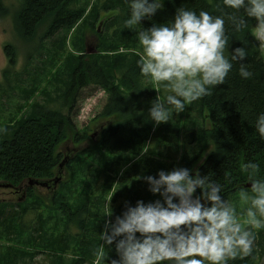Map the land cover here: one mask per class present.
<instances>
[{"label": "trees", "instance_id": "obj_1", "mask_svg": "<svg viewBox=\"0 0 264 264\" xmlns=\"http://www.w3.org/2000/svg\"><path fill=\"white\" fill-rule=\"evenodd\" d=\"M18 1L19 6L14 16L15 27L24 42L33 44L32 52H55V56L65 52L68 33L74 29L73 47L81 53L66 58L62 68H58L55 74L58 107L33 104L26 115L0 127V182L9 183L21 190L16 202L0 201V238L14 241L25 233L26 242L47 247L51 236L45 226L52 219L60 224L62 218V231L54 238L60 252H51L49 263L89 262L97 255V235L104 222L98 210L103 204L104 193L84 196L76 204L68 205L66 197L58 192L51 201L57 213L52 217L43 213L42 209L46 206L43 207V200L39 196L34 197L32 193L35 186H30L28 180H49L56 175L58 165L64 158L66 160L63 167L66 168L72 167V163L76 161V158L70 161L68 155L61 157L58 145L69 135L75 143L88 138L86 132H78L74 123V116L78 111L75 107L87 88L101 89L107 94L106 101L96 116L100 121L93 124V129L98 131L97 138L93 139L89 135V139L94 141V147L91 148V158L94 160L108 157L105 153H138L136 139L130 132L153 125L154 122L148 117V109L151 101L156 98L155 91L151 84L142 83L143 78L136 64L139 58L137 53L111 57L107 53L88 54L84 50L85 35L82 26L77 23L86 15V22L93 28L100 11L117 10L116 14L104 15L99 20V27L103 25V30L96 28L98 50L115 51L120 47L133 46L140 51L134 31L123 26L129 11L125 0H104L98 4H90L88 0ZM180 7L196 12L204 10L213 15L220 14L218 9L214 10L205 0H164L163 8L157 10L151 20H142V26L147 28L152 23L170 21L175 10ZM224 12L231 13L232 10L225 8ZM7 13L4 0H0V17ZM237 15L244 19L246 26L237 32L225 21L229 43L225 47L224 55L230 58L233 48L244 47L247 53L245 60L231 61L232 68L224 83L211 89V95L189 104L185 112L187 119L195 122L194 127L198 125L197 130L200 132L201 143L198 144L195 154L192 156L183 151L178 158L176 143L179 122L175 120L174 124L172 114L169 123L165 125L171 134L160 137L154 151H150L149 155H144L137 163L124 170L112 200L124 197V202L134 205L137 200H141V189H147L144 176L155 177L158 170L167 172L178 167L189 169L190 175L198 171L200 176H206L208 180L219 184L220 195L224 200L237 192L249 190V187L244 186L250 183L244 165L257 164L258 171L254 178L264 179V139L255 130L257 115L264 113V60L258 41L251 35L256 21L246 17L243 9ZM5 52L12 64L16 49L7 45ZM241 63L252 73L250 78L242 79L239 76ZM113 70L117 72V76L113 74ZM4 76L6 80L9 79L8 68L4 71ZM115 79L124 85L125 90L120 88ZM139 109L141 110L138 111ZM180 113L182 117L183 111ZM205 121L207 127L201 128L200 125ZM207 143H210L211 150L201 163L193 167L196 157L202 153ZM164 148L167 151L165 156L170 161L163 158ZM134 178L140 184L133 190L131 182ZM198 193L199 189L194 195ZM23 195L25 199L19 200ZM124 206L125 203L117 208L119 215ZM97 220L100 221L98 225ZM71 243L79 248L80 256L67 261L60 254L68 249L70 251ZM256 248H253L250 255L237 257L228 264H251L255 251H258ZM32 258L30 253L7 246L1 257V264H19ZM113 259H118L114 245H105L97 264H110Z\"/></svg>", "mask_w": 264, "mask_h": 264}, {"label": "clouds", "instance_id": "obj_2", "mask_svg": "<svg viewBox=\"0 0 264 264\" xmlns=\"http://www.w3.org/2000/svg\"><path fill=\"white\" fill-rule=\"evenodd\" d=\"M125 2L129 11L123 26L135 33L142 83L162 87L165 93L163 100L157 96L151 101L148 109L155 124L169 121L173 113L211 95V89L224 83L231 61L245 60L244 47L233 48L230 58L224 55L229 43L226 20L240 31L246 26L237 15L243 9L246 17L256 21L254 35L264 41V0H205L220 14L180 7L170 21L147 28L141 21L151 20L164 0ZM225 8L232 12H224ZM238 74L242 79L252 75L243 63ZM255 130L264 139V113L257 115ZM244 169L250 186L248 192L239 193V201L247 205L243 221L233 204L222 199L220 185L198 171L190 175L189 169L178 167L158 170L155 177L144 176L148 191L160 199L137 200L134 205L125 202L120 215L111 222L105 220L99 238L109 247L114 245L118 257L110 264H228L250 255L253 230L264 228V179L254 178L257 164L248 163ZM113 193L105 202L103 217L112 215Z\"/></svg>", "mask_w": 264, "mask_h": 264}, {"label": "rangeland", "instance_id": "obj_3", "mask_svg": "<svg viewBox=\"0 0 264 264\" xmlns=\"http://www.w3.org/2000/svg\"><path fill=\"white\" fill-rule=\"evenodd\" d=\"M102 1L104 0H88L90 4H98ZM4 3L8 8V13L5 16L0 17V127L26 115L33 104L37 103L48 107H58L56 104V89L58 85L55 82V74L58 68H62L66 58H70L72 55L75 56L81 53L75 51L73 47L74 29L68 33V37L65 41V52H60L56 56L55 52H32L33 44L24 42L19 37L15 27L14 16L19 6V1L4 0ZM117 12V10H109L106 12L100 11L98 20L93 28L86 22V15L77 23L80 27L82 26L83 33L85 35L84 50L86 53H107L112 57L118 54L139 52V50L133 46H131V48L120 47L115 51L98 50L99 39L96 35V28L99 31L103 30V25L99 27V20L104 15H113ZM255 31L256 25L251 29V35L258 41L261 50V57L264 60V41L256 38L254 35ZM7 45H12L17 51L14 52L15 58L12 64L9 63L5 52V46ZM7 68L9 74L8 80H6L4 76V71L7 70ZM113 74L117 76V72L114 70ZM115 82L120 84V88L122 90H125L124 85H122L119 80L115 79ZM151 86L155 91L156 97L158 96L161 100H163L165 95L163 88L160 87L157 89V87L152 84ZM106 98L107 94L103 90H93L91 88H87L84 91L82 98L77 103L75 108L78 111L74 116V123L78 132H86L88 138L75 143L73 142L71 135H69L65 141L58 145L61 157L68 155L70 161H72L73 158H76V161L72 163V167L70 168H61L62 179L57 183L55 189L48 190L40 186H37L36 189L33 188L34 191L32 194L34 197L39 196L43 200V207L46 206L45 209H42L45 215H51L54 217L57 214L51 204V201L54 200L58 192H62L63 196L66 197L65 200L68 201V205L76 204V202L84 196H92L103 192V204L98 210V214L103 217L105 202L115 190V192H117L121 175L124 170L129 168L132 164L137 163L144 155H149L150 151H154L160 137L171 134V131L165 128V125L168 124L169 121L160 124L153 123L150 128L142 127L135 132H130L137 142V154L105 153L108 157H101L98 160H94L91 158L93 155L91 148L94 147V141L89 139V135L93 139L97 138L98 131L96 128L93 129V124L94 122L96 123L100 121V119L98 120L96 116L101 111ZM187 107L188 105H186L182 117H180L181 113H173L172 116L174 124H176V121L179 122L177 125L178 131L176 143L178 158L183 151H187L193 156L197 150L198 144L201 143V140L199 139L200 132L197 130L198 125L194 127L195 122L188 120L186 117L185 112ZM140 110L141 109L138 111ZM200 127L206 128V121L202 122ZM165 150L166 148L162 149V153L164 155L163 158H167L165 156L167 155V151ZM210 150L211 145L210 143H207L203 148L202 153L196 157L193 167H196L199 163H201L205 155ZM167 159L170 161L169 158ZM176 163L177 161L175 164ZM131 184H133L134 190L138 188L140 181L137 178H134ZM10 189L12 188L0 187V201L10 200L11 202H16L17 196L20 195V192L17 193L16 196L12 191H10ZM147 190L148 186L146 190L141 189L142 201L147 203L160 199L159 194H152ZM239 193L240 192H237L225 200L233 204L237 213V218L240 221H243V219L246 218L243 215V212L247 205L239 201ZM21 199L24 200L25 196ZM30 200L31 199H29V201ZM124 201V197H118L110 201L112 215L109 217H103L104 222L105 220L111 222L115 216L119 215V212L117 211L119 209L118 207L124 204ZM58 220L59 218L57 221ZM99 220H97V225L100 222ZM104 222L101 225V230ZM45 229L51 236L47 247L26 242L27 234L25 233H22L21 236L14 241L0 238V264L4 249L7 246L30 253L33 256L32 260L25 259L23 263L20 262L19 264H51L49 263V256L51 255V252H60V249H57L54 243V238L62 231V218L60 219V224L58 222L56 223V219H52V221L45 226ZM253 234L255 236L253 240V248L257 247L256 249L258 251H255L256 254L251 264H264V228L253 230ZM97 237L99 243L95 259L81 264L99 263L98 261L104 251L105 244L99 238V233ZM67 251L60 254L63 255L64 259L67 261L80 256L79 248L76 247L74 243L70 244V251ZM36 252L39 253L36 254Z\"/></svg>", "mask_w": 264, "mask_h": 264}, {"label": "water", "instance_id": "obj_4", "mask_svg": "<svg viewBox=\"0 0 264 264\" xmlns=\"http://www.w3.org/2000/svg\"><path fill=\"white\" fill-rule=\"evenodd\" d=\"M89 53V52H87ZM66 158H64L60 164L58 165V170H57V173L56 175L49 179V180H42V179H30L28 180V184L30 186H40V187H44L46 189H55L57 183L60 181L61 177H62V174H61V168L63 167V164L65 162ZM245 187H249L250 186V183H247L244 185ZM0 187H12L11 184L9 183H0ZM24 196V195H23ZM22 196V197H23ZM21 200V198L19 199Z\"/></svg>", "mask_w": 264, "mask_h": 264}, {"label": "flooded vegetation", "instance_id": "obj_5", "mask_svg": "<svg viewBox=\"0 0 264 264\" xmlns=\"http://www.w3.org/2000/svg\"><path fill=\"white\" fill-rule=\"evenodd\" d=\"M12 189H10V191H12L16 196H17V193H19L21 190H17L15 187H10ZM35 189L37 188V186L34 187ZM18 198V196H17Z\"/></svg>", "mask_w": 264, "mask_h": 264}]
</instances>
